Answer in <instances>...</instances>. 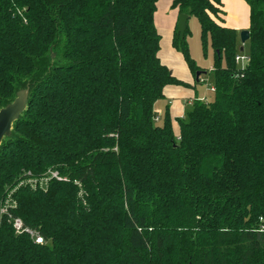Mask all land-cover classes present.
Segmentation results:
<instances>
[{
	"label": "trees",
	"instance_id": "trees-1",
	"mask_svg": "<svg viewBox=\"0 0 264 264\" xmlns=\"http://www.w3.org/2000/svg\"><path fill=\"white\" fill-rule=\"evenodd\" d=\"M243 1L242 46L221 0L172 1L209 41L215 89L175 136L154 104L188 85L158 57V0H0V110L28 91L0 204L44 240L0 224V264H264V0ZM187 34L171 46L196 78ZM47 170L66 181L20 186Z\"/></svg>",
	"mask_w": 264,
	"mask_h": 264
},
{
	"label": "crops",
	"instance_id": "crops-1",
	"mask_svg": "<svg viewBox=\"0 0 264 264\" xmlns=\"http://www.w3.org/2000/svg\"><path fill=\"white\" fill-rule=\"evenodd\" d=\"M160 1H163V8H164L163 9L164 13L162 14L163 19L161 18L162 19V24H161L162 27L160 25L156 24V14L157 13L154 14V25H155V28H156L157 32L159 33V35L162 32H164L167 35V38H168L169 43L171 45L173 33L176 29L177 16L179 14H178V11L176 9H172V7H171L173 0H158L157 5H158V3H160ZM230 2L233 3L234 8L238 11V13H236V15H233L230 12V9L228 8ZM221 4H222V10L224 12V15L222 17L223 22H225L226 18L228 17L227 21L230 20L231 22H233L235 24V25H229V26L224 25V26L231 28L238 33V29L240 28V25L242 24L241 19H242V17L246 16V14H247V8H246L247 6H246L245 2L243 0H226L227 7H224V0H221ZM229 16H234L233 17L234 19L229 18ZM245 30H248V28H245ZM169 54L171 56L170 57L171 61L173 62V59H174V57H176L175 54H177V52H175V50L172 48V50H170ZM158 57L161 61L160 54H158ZM171 61L170 60L161 61V63H163L165 66H167V68L170 70L171 67H170L169 63L171 64ZM210 70H208V71H210ZM171 74L177 80L187 84L188 86L187 87H183V86L166 87L164 90V98L162 100L157 101L154 104L153 110H154L155 115L163 116V115L167 114L169 116L171 122H172V120H175L177 123L178 118H181L185 112V110H184L185 106L184 105L190 106L195 100H199L203 97L208 100V98L206 96L198 98L197 92L195 91L197 81L191 72L188 75L186 74V76H184V77H179L175 73V71H171ZM204 75H205V73L203 74V76ZM193 92H194V95H193ZM171 126H172V124H171ZM172 130H173V128H172ZM173 133L175 136H178V134H179V127L177 124H175V131L173 130Z\"/></svg>",
	"mask_w": 264,
	"mask_h": 264
},
{
	"label": "rangeland",
	"instance_id": "rangeland-1",
	"mask_svg": "<svg viewBox=\"0 0 264 264\" xmlns=\"http://www.w3.org/2000/svg\"><path fill=\"white\" fill-rule=\"evenodd\" d=\"M224 7H227L226 0H224ZM228 8L230 9V12L233 15H236V13H238V11L234 8L233 3L230 2ZM246 8H247V14H246V16L242 17V19H241L242 24L240 25V28L238 29V43L240 45H241V43H240L239 35L241 32L247 31V30H245V28H248V26H249V9H248V6ZM163 9H164L163 8V1H160V3H158V5L156 4V12H155V13H157L156 14V24L160 25V26L162 24V19H163V17H162V14L164 13ZM178 17H179V15L177 16V20H178ZM233 17L234 16H229V18L234 19ZM227 19H228V17L226 18L225 22H222L223 25H226V26L235 25L230 20L227 21ZM187 29H188V34L186 36V43H187V47H188L189 56H190L191 60L194 62L195 67L199 70V72L204 73L205 71L210 70L213 66V51L210 47L208 40H207V43L205 45L203 44L201 37H200L199 24H198V21L195 17H190L188 19ZM170 50H172V47L169 43L167 35L164 32L160 33V51H159V54H160L161 61H167V60L171 61V58H170L171 56L169 54ZM246 51L247 50L245 48V52H243L244 55L246 54ZM175 52H177V54H175L176 57H174L173 62L171 61V64L169 63V65L171 67L170 72L175 71V73L179 77H184V76H186V74L187 75L190 74L189 68L186 65V63L184 62V59H183L181 52L176 51V50H175ZM210 81H211V77H210ZM195 91L197 92L198 98L206 96L208 98L209 102L213 98L212 93L208 92L202 84L196 85ZM193 95H194V92H193ZM184 106H185V108H184L185 112L182 115V117L178 118V119L186 118V114L188 113L190 106L189 105H184ZM156 117L159 120H161V121H159L158 125L162 124L165 115H163V116L156 115ZM171 124H172L173 130L175 131V124L178 125V123H176L175 120H172Z\"/></svg>",
	"mask_w": 264,
	"mask_h": 264
},
{
	"label": "built area",
	"instance_id": "built-area-1",
	"mask_svg": "<svg viewBox=\"0 0 264 264\" xmlns=\"http://www.w3.org/2000/svg\"><path fill=\"white\" fill-rule=\"evenodd\" d=\"M249 61L250 58L248 57V55H244L243 52H240L234 58L235 64L240 68H244L246 65H248ZM210 72L211 70L208 71V74ZM208 74L204 76H199L198 81L206 88L208 92L214 93L215 89L211 84L210 77ZM199 101L206 103L207 99L203 97L199 99ZM154 121L157 122L158 118L156 117ZM27 176H30V173H28ZM50 181L65 182L66 179L62 178L57 171L47 170L44 175L40 178H27L24 182L20 184V186H29L33 190L45 189ZM13 206L14 205L12 204L11 199L9 197H7L2 204H0V224L5 223L9 225L15 235H25L31 241H33L34 244L40 246L43 245L44 240L37 231L24 227L21 219L13 216L11 212V207Z\"/></svg>",
	"mask_w": 264,
	"mask_h": 264
},
{
	"label": "water",
	"instance_id": "water-1",
	"mask_svg": "<svg viewBox=\"0 0 264 264\" xmlns=\"http://www.w3.org/2000/svg\"><path fill=\"white\" fill-rule=\"evenodd\" d=\"M188 17L185 15H179L177 24H176V33L181 38H183L186 26H187ZM240 43L244 45L249 38V32H241ZM239 52H243V48L240 47ZM199 73L196 74V78H199ZM28 99V91H19L16 94L14 101L7 105L5 108L0 110V144L5 138H9L11 135V130L13 124L19 119L21 114L24 112Z\"/></svg>",
	"mask_w": 264,
	"mask_h": 264
}]
</instances>
